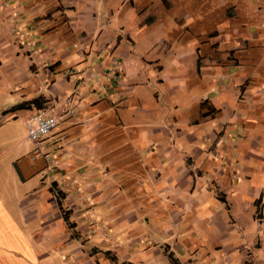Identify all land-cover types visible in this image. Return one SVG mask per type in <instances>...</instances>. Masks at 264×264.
Listing matches in <instances>:
<instances>
[{
  "label": "crops",
  "instance_id": "crops-1",
  "mask_svg": "<svg viewBox=\"0 0 264 264\" xmlns=\"http://www.w3.org/2000/svg\"><path fill=\"white\" fill-rule=\"evenodd\" d=\"M142 1L0 0V119L35 98L58 115L30 153L0 133V264H264V78L244 52L249 26L231 0L223 21L211 5L206 31L203 14L174 8L187 0ZM87 64L69 119L79 74L64 71ZM203 101L216 112L201 118ZM130 113L117 161L94 164Z\"/></svg>",
  "mask_w": 264,
  "mask_h": 264
},
{
  "label": "rangeland",
  "instance_id": "rangeland-1",
  "mask_svg": "<svg viewBox=\"0 0 264 264\" xmlns=\"http://www.w3.org/2000/svg\"><path fill=\"white\" fill-rule=\"evenodd\" d=\"M139 1V0H137ZM233 3H235L236 5V9H240V13L238 15L237 18H239V21L240 22H247L246 25H248V32H247V35H245L244 38L247 39V50H245L244 52L247 53V58L249 59V61L252 63L250 66L251 68H255V70H259L261 72H257L259 74V76H261L262 78H264V0H231ZM141 2H143L141 0ZM215 5L216 7L219 6V10H220V15H219V18L221 19V21H223V16H227V14H225V10L228 8V4L229 2L227 0H224L222 2V0H187L186 2H182L181 5H175L174 8H176V11L181 13L183 10H187L188 12L189 11H195L197 17H200L201 15L200 14H203V17L204 18V21H203V26H204V30L206 31L208 28L212 27L213 23H212V15H211V5ZM5 5V6H4ZM2 5V8H5V7H8L9 4H4ZM153 7V6H152ZM249 10L251 12H249L248 14H245L243 11L244 10ZM202 12V13H201ZM175 20H177L178 22L181 20V18H179L178 16H175L174 17ZM212 23V25H211ZM103 24H105V20L103 21ZM170 26L168 25L167 28H165L162 32H160L159 30V33L157 31V33H155L154 37L155 38L156 36V39L162 37V35H164L166 33V30L169 29ZM210 30V29H209ZM242 32H244V30L240 29V30H237L235 32V34L233 35L235 37V41L234 43L237 44V46H239V42L243 39L239 38L238 36H240L242 34ZM179 34V32H174L172 35L174 37V35H177ZM90 59V58H89ZM65 72V71H64ZM65 75V74H64ZM0 90L2 91L3 88L0 84ZM4 93V91H2ZM2 98H1V93H0V105L3 106L1 107L2 109L5 108L6 105H2ZM263 109H264V106H263ZM117 112L119 114H124L122 112H119L118 109H116ZM116 112V113H117ZM17 114V111L16 112H13V113H9L7 112L4 116H5V119L6 121L4 122L3 118L0 119L1 122H4V124L2 125V128L0 129V133L2 135H4V132L6 133V135H9L11 138H12V146L15 144V146H17L15 148V151L18 150L19 147H22L23 148V153L27 152V153H30L33 149H34V146L35 145L33 142L31 141H26L24 138H25V126H24V119L23 117H21V114L18 113V115H16L15 118H12L10 114ZM174 113V112H173ZM2 114V113H1ZM8 115V116H7ZM51 116H55L57 117L58 115H55V114H49ZM132 115V116H131ZM68 116V115H66ZM78 116V113H76V110H73L72 113L70 114V117L69 119H76ZM139 118H142V116L140 115ZM145 118L146 120H151V119H154L153 116H146L145 115ZM4 119V120H5ZM134 116L133 114H126L125 118H123V122H121V126L120 127H116V128H113V124L110 123V126L107 127L111 130H108L107 132H111V131H114L112 134H110L109 137H107V141L106 143L104 144H96L97 148H99V150H102V148H104V150L108 151L109 154H108V158H107V152H100L98 151L99 155H98V159L92 161L94 164H97L98 166H103L104 164L106 163H114L116 162V156H120V151L118 152L119 148L123 147V143L124 141L122 140L124 137H125V134L120 130L121 127L124 128V126H127V125H130L132 124L134 121ZM62 119H59V122H61ZM132 120V121H130ZM0 122V123H1ZM61 129V128H60ZM105 130V129H104ZM50 134H48L47 136H44L42 138V141L44 138H47L49 137ZM119 135V139L120 141H116V140H113L115 137H117ZM112 137V139L110 138ZM23 143L22 145H20V140H23ZM85 140V138H84ZM25 142V143H24ZM83 141H81L82 143ZM87 144L89 143V137H88V142L85 141ZM92 147H94L92 145ZM108 148V149H106ZM12 151H14V147L12 148ZM79 151V150H78ZM36 153V152H35ZM34 153V154H35ZM66 156V155H65ZM35 158L34 160L38 161L39 160V157L38 156H30L28 155L26 157V160L27 162H31L29 159L30 158ZM91 168H93V165L91 162H89ZM119 165V164H118ZM99 166V167H100ZM50 167V166H49ZM98 167V168H99ZM117 167V166H115ZM112 167H110L109 169H111ZM108 169V170H109ZM126 170L122 171V173H125ZM115 173H116V176H114L112 179L115 180L116 177L118 178L117 175L120 174V170L119 168H117L115 170ZM133 173V172H131ZM101 177V180L103 179L102 176ZM32 183L34 182H28V185H31Z\"/></svg>",
  "mask_w": 264,
  "mask_h": 264
},
{
  "label": "built area",
  "instance_id": "built-area-1",
  "mask_svg": "<svg viewBox=\"0 0 264 264\" xmlns=\"http://www.w3.org/2000/svg\"><path fill=\"white\" fill-rule=\"evenodd\" d=\"M88 69V64L83 70H78L75 68L65 70L64 74L67 77H73L79 74V77L74 81V88L71 95L66 100L65 115L70 116L74 110L73 98L78 93V83L82 82ZM52 109V107H45L35 110L29 116L24 119L25 126V140L33 142L37 147H39L42 138L50 134L57 127L58 121L57 117L51 116L47 113V110Z\"/></svg>",
  "mask_w": 264,
  "mask_h": 264
},
{
  "label": "trees",
  "instance_id": "trees-1",
  "mask_svg": "<svg viewBox=\"0 0 264 264\" xmlns=\"http://www.w3.org/2000/svg\"><path fill=\"white\" fill-rule=\"evenodd\" d=\"M88 68H89V66H88ZM37 102H38V99L35 98V99H32V100L27 101V102L19 103L15 106L9 107L5 111H3L2 114L4 115L7 112L13 113V112H16L19 110H30L31 108H35V110L40 109V106H38ZM199 106H200V109L203 110V112L200 115L201 118H203L209 114L208 112L205 111L206 108L210 109V112L213 114H214V112H216L215 110L211 109L209 106H206V101L201 102ZM56 197H57V194H56ZM62 215H63V220H64L65 224L67 226H69V224L66 223L67 222L66 214L63 212Z\"/></svg>",
  "mask_w": 264,
  "mask_h": 264
}]
</instances>
